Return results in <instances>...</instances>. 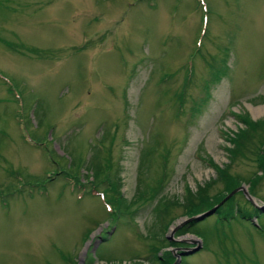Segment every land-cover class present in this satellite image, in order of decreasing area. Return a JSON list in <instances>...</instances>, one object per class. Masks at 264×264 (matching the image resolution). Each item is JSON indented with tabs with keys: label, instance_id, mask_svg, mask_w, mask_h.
Returning a JSON list of instances; mask_svg holds the SVG:
<instances>
[{
	"label": "rangeland",
	"instance_id": "1",
	"mask_svg": "<svg viewBox=\"0 0 264 264\" xmlns=\"http://www.w3.org/2000/svg\"><path fill=\"white\" fill-rule=\"evenodd\" d=\"M0 40V264H150V236L166 238L157 255L171 264H264V173L229 164L227 151L248 128L237 115L264 136V0H0ZM111 122L128 212L114 220L51 176L85 152V182L94 136ZM153 131L168 150L159 196L180 203L210 186L207 201L222 197L208 215L175 206L164 234L136 180L140 157L157 158L146 154ZM228 164L240 184L224 194L216 169ZM253 174L255 197L243 182ZM219 206L233 217L215 216Z\"/></svg>",
	"mask_w": 264,
	"mask_h": 264
},
{
	"label": "trees",
	"instance_id": "2",
	"mask_svg": "<svg viewBox=\"0 0 264 264\" xmlns=\"http://www.w3.org/2000/svg\"><path fill=\"white\" fill-rule=\"evenodd\" d=\"M1 42H4L0 40ZM5 43V42H4ZM3 45V44H2ZM6 45V43H5ZM183 73V83L180 87L179 91L176 94L175 97V105H177V108H182V104L184 102V87L186 84H189V81L191 80L192 76V67H185ZM188 80V82H187ZM264 102V98L262 100ZM181 110V109H180ZM242 124L245 126H248V128L244 130H240L237 134L234 135L233 138H227V141L231 144H233L234 148L228 149L229 153V164L233 162L235 159L239 158L242 160H248L251 163L255 164V167L257 169V172L260 171L264 173V150L260 147L264 143V136L261 131H257L255 129V126L252 127V124H249L246 117L242 116H235ZM20 122L19 118H16V123ZM250 128V129H249ZM24 128L22 127L21 130ZM113 130L111 133L110 131ZM249 129V130H248ZM117 131L116 123L111 122L109 125H105L104 133L101 134L99 138L94 136L95 144L92 145V151L90 152V159H89V170H86L87 178L85 179V182H82L79 178L80 176L78 173L81 172L80 168L82 167V162L85 161L87 158V155L82 154L80 155H74L75 162L69 161L66 162V165L63 168H60L59 170L55 171V174L51 176H60L59 178L63 181H66V184H68L69 189L71 192L79 193L80 197L83 195H88L92 197H97L99 200L103 203L105 213L111 218L116 219L119 215H127L128 212L125 209V206L120 201L119 193H118V186L116 183V177L114 176L113 167L112 165V156H111V140L114 139V132ZM155 131V130H154ZM154 131L150 135L151 145L147 149L146 154H154V152L157 153V158H153L152 160L157 162V166H152L153 169H151L150 173L153 174V180L152 182H144L143 181V170H147L148 167H150V156H147L148 160L145 161L146 157L143 156L140 157L138 173L136 180L138 182V186L142 187V192L139 193L138 197L139 200L142 202H145L146 200L152 201L155 199L153 205H152V212L153 217L155 220V224L157 226L159 234L166 232V228L169 226L170 222L175 218L173 208L175 206L179 207L181 209V214H184V216L188 217L191 215H195L197 213H204L208 209H210L213 204L220 201L222 197L217 198L215 201H212L211 199L207 201L206 198H204V194H207V189H209L210 186L201 187L198 189L194 194L189 193L188 190H185V195L183 198V201L178 203L175 201H166L165 198H162L159 196V191L161 190V187L166 182V176L168 171L167 163L165 162L167 160L168 156V150L163 148L164 142L160 135L154 134ZM23 133V132H22ZM108 138V143L105 145V140ZM30 144L36 147H41L38 143L30 141ZM258 144L255 148L254 145ZM251 147H254L253 149H250ZM250 149V150H249ZM159 150V151H158ZM251 150H254V158L248 157V152L251 153ZM162 152V153H161ZM145 157V158H144ZM151 160V161H152ZM229 164L222 168V169H216V172L219 176L218 182L220 184L222 192L224 194H227L228 192L232 191L236 187L239 186V177L235 176V178L229 174ZM148 165V166H147ZM7 176H11V174L6 173ZM49 176L47 178L48 181H51ZM253 174L251 178H248L246 180H243V182H247L250 184L249 189L247 190L248 194L255 197V184L254 181L257 177ZM89 177V178H88ZM258 178H260L258 176ZM215 181V180H214ZM210 182V185L212 186L213 182ZM242 181V180H241ZM140 188V189H142ZM240 195V194H239ZM228 201V200H227ZM118 202V203H117ZM229 202V201H228ZM225 204V203H224ZM223 204V205H224ZM222 205V206H223ZM122 206V207H121ZM222 206H219L216 208L214 215L219 217H225V216H231L232 212L231 210L222 209ZM238 210V213H237ZM235 214H241V209H236ZM233 217V216H231ZM195 227L194 222L190 221L188 222L184 228L190 229ZM196 235H198L196 232H194ZM164 234V233H163ZM150 241H153L154 243H149L146 246V253L150 257V264H171L167 258H165L163 255H157L158 252V246L162 245V243L166 242V238H157L156 236H150Z\"/></svg>",
	"mask_w": 264,
	"mask_h": 264
},
{
	"label": "water",
	"instance_id": "3",
	"mask_svg": "<svg viewBox=\"0 0 264 264\" xmlns=\"http://www.w3.org/2000/svg\"><path fill=\"white\" fill-rule=\"evenodd\" d=\"M227 197H228V196H227ZM246 197H247V195H246ZM247 198H248V197H247ZM224 199H226V198H224ZM206 213H207V214H206ZM208 213H209V211H208V212H205L203 215H208ZM171 234H172V233H171ZM171 234H170V235H171ZM194 249H195V248H194ZM181 254H182V253H181ZM181 254H177L176 257L180 256Z\"/></svg>",
	"mask_w": 264,
	"mask_h": 264
}]
</instances>
